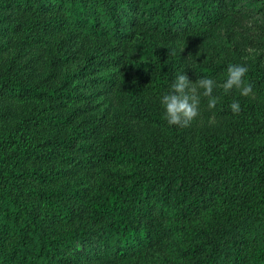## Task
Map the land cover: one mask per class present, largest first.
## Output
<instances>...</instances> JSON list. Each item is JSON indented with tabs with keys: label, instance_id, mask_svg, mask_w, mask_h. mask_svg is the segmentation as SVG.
I'll return each mask as SVG.
<instances>
[{
	"label": "trees",
	"instance_id": "16d2710c",
	"mask_svg": "<svg viewBox=\"0 0 264 264\" xmlns=\"http://www.w3.org/2000/svg\"><path fill=\"white\" fill-rule=\"evenodd\" d=\"M239 10L264 0H0V264H264V71L188 127L160 103L226 81L192 52Z\"/></svg>",
	"mask_w": 264,
	"mask_h": 264
},
{
	"label": "clouds",
	"instance_id": "9594fccd",
	"mask_svg": "<svg viewBox=\"0 0 264 264\" xmlns=\"http://www.w3.org/2000/svg\"><path fill=\"white\" fill-rule=\"evenodd\" d=\"M248 71V67L244 65L229 64L227 79L222 85H217L216 81L209 77L198 78L192 82L185 72L178 74L171 83L170 90L160 98L167 123L178 127L190 126L200 114L201 96L207 98L208 109H214L220 98L213 96V90L218 86H222L225 93L235 88L242 96L253 95V85L244 79ZM229 107L233 114L238 115L241 111L239 101L234 100Z\"/></svg>",
	"mask_w": 264,
	"mask_h": 264
},
{
	"label": "rangeland",
	"instance_id": "374dc122",
	"mask_svg": "<svg viewBox=\"0 0 264 264\" xmlns=\"http://www.w3.org/2000/svg\"><path fill=\"white\" fill-rule=\"evenodd\" d=\"M264 22V18H258L253 13L239 10L229 13L224 23L208 36L205 49L198 51L200 47L193 50L192 55L202 60L210 57L215 61L222 59H233L236 64H241L249 68L261 67L264 71V52L255 44L264 37L261 34L257 38H252L254 30L259 23ZM233 28L234 35L228 37V28ZM213 42L214 45L210 43ZM193 80L192 82H195ZM219 85V84H217Z\"/></svg>",
	"mask_w": 264,
	"mask_h": 264
}]
</instances>
